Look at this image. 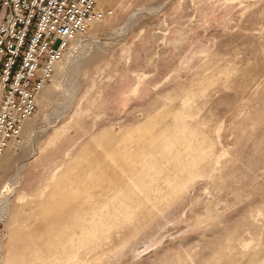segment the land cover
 <instances>
[{
    "label": "rangeland",
    "instance_id": "obj_1",
    "mask_svg": "<svg viewBox=\"0 0 264 264\" xmlns=\"http://www.w3.org/2000/svg\"><path fill=\"white\" fill-rule=\"evenodd\" d=\"M99 5L0 160V264H264V0Z\"/></svg>",
    "mask_w": 264,
    "mask_h": 264
},
{
    "label": "built area",
    "instance_id": "obj_2",
    "mask_svg": "<svg viewBox=\"0 0 264 264\" xmlns=\"http://www.w3.org/2000/svg\"><path fill=\"white\" fill-rule=\"evenodd\" d=\"M100 1L0 0V160L35 114L70 44L114 14Z\"/></svg>",
    "mask_w": 264,
    "mask_h": 264
},
{
    "label": "bare ground",
    "instance_id": "obj_3",
    "mask_svg": "<svg viewBox=\"0 0 264 264\" xmlns=\"http://www.w3.org/2000/svg\"><path fill=\"white\" fill-rule=\"evenodd\" d=\"M77 39H78V37L73 41V43H76ZM71 49H72V45H70V47L68 48V50L70 51ZM16 190H17V185L16 184L14 185L13 183L7 184L4 187V189L2 190V193L6 194V198L3 201V206H4V208H5L6 211L8 209V198H9V196L13 195L16 192Z\"/></svg>",
    "mask_w": 264,
    "mask_h": 264
}]
</instances>
